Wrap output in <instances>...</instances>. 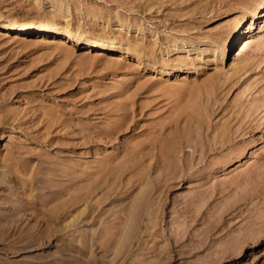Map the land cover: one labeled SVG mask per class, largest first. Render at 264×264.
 <instances>
[{"label":"rangeland","instance_id":"rangeland-1","mask_svg":"<svg viewBox=\"0 0 264 264\" xmlns=\"http://www.w3.org/2000/svg\"><path fill=\"white\" fill-rule=\"evenodd\" d=\"M179 167L156 234L103 251L139 172ZM89 192L96 222L51 217ZM141 262L264 264V0H0V264Z\"/></svg>","mask_w":264,"mask_h":264},{"label":"bare ground","instance_id":"bare-ground-1","mask_svg":"<svg viewBox=\"0 0 264 264\" xmlns=\"http://www.w3.org/2000/svg\"><path fill=\"white\" fill-rule=\"evenodd\" d=\"M259 2H251L247 5V8L246 10H249L251 12L255 11L259 6ZM255 13V12H254ZM241 21H242V18H238L236 20H234L233 22H231L229 24V26L226 28L225 32H223V34L220 35V38L221 40L227 42L229 41L230 39H232L237 31H238V28H239V25L241 24ZM222 41V42H223ZM187 137V136H186ZM192 138V137H191ZM188 140V139H187ZM193 140V139H191ZM190 140V142H191ZM184 141V140H183ZM189 142V141H188ZM183 143V142H182ZM248 143V142H247ZM181 147L178 148L179 152L183 150V146L182 144H180ZM173 151V150H172ZM177 151V152H178ZM172 153V152H171ZM238 153V152H237ZM235 154V153H234ZM192 156V155H191ZM239 156V155H238ZM168 157V155H167ZM166 157V158H167ZM237 157V154L236 155H233L229 158L228 162L231 163L232 161H234ZM178 158V157H177ZM181 160V158L179 157V161ZM177 161V160H176ZM177 161V162H179ZM176 164V163H175ZM178 165V164H177ZM170 166V165H169ZM145 170V169H144ZM142 171L141 173L139 172L137 178L131 183V187H133L135 184L134 182H138V183H144L145 186L139 188V191H138V194L136 196H134V198L131 199L130 202H128V204L124 205L122 208H119L118 211L120 210V214L118 217H115V220H114V223H113V227H111V229H113V231L109 232V236L107 238V241L105 242V237L104 239H102L103 243H101L99 245L100 248H104L103 251H108V247H113V245L116 247V245H118V243H121V246H122V242L125 240V239H129L133 234H138V236L140 237L139 240L142 239V236L141 235H148L149 237L150 236H153L154 234H156V232L154 231V228L156 227V223L157 222H160V218H162V216L164 215V213L166 212L165 210V205H166V202H165V195L166 193L169 191L170 187L172 186H175L177 185V183L179 184L180 181L184 180V176L185 174H187V172L180 168L177 169V171L175 170H172L173 172H171L169 174H166L164 177H161V178H150L147 176L148 172L147 171ZM147 170V169H146ZM149 171V170H148ZM159 177V176H158ZM174 180V181H172ZM159 185V186H157ZM128 190V188H127ZM87 191V190H86ZM96 191V190H95ZM90 192L89 193H86V195L84 197H81V196H78V199L77 201H75L74 203H71L70 205H68L67 208H64L62 211H60V213L56 212L55 214L52 213L51 217L53 216L54 219H58V218H61V216H65L67 214V212L69 211V207L71 205H75V204H84V208L77 214L76 216V220L78 218L81 217L82 214L84 213H95L94 214V217H93V220H92V223L96 222L97 219L99 220V218L101 217V214L104 213V210L102 206H100V204H102L104 201L107 200V198H109V195L108 196H102L100 197L101 199L100 200H96L95 202H93L91 199H89V196H90ZM209 194V193H208ZM92 195V194H91ZM105 195V194H104ZM189 196V195H188ZM187 196V197H188ZM204 196V195H203ZM77 197V196H76ZM186 197V200H191V196H189L188 198ZM202 197V196H201ZM197 198V197H196ZM200 198V197H199ZM115 198H113L114 200ZM201 199V198H200ZM112 200V201H113ZM183 200V199H182ZM115 201V200H114ZM176 201V200H175ZM193 201V200H192ZM110 202H111V199H110ZM181 202V201H180ZM187 202V201H186ZM184 202V203H186ZM191 202V201H190ZM183 203V202H182ZM183 203V205H184ZM104 204V203H103ZM187 205V204H185ZM185 208V207H184ZM188 208V207H187ZM201 208V207H200ZM97 209V210H96ZM187 210V209H186ZM188 214V213H187ZM195 214V213H194ZM100 216V217H99ZM106 217V216H105ZM159 218V220L156 222V218ZM191 217V216H190ZM141 218L145 219V221L143 220L142 221V226H140V222H141ZM79 220V219H78ZM192 220H197L196 219V215H194L191 219ZM101 221H102V218H101ZM145 222V223H143ZM184 222V221H183ZM186 222V221H185ZM133 223V225H132ZM161 223V222H160ZM136 224L138 225L139 224V227H140V230L139 227L137 228ZM144 224V225H143ZM181 224V223H180ZM184 223H182L183 225ZM192 224V223H191ZM188 222H186V224H184L182 227L180 225L177 224L176 227H179L180 228V236L178 237V234L177 235H173V236H177L176 238L177 239H180L184 237V235H186V237L188 238H191V232L190 230L188 229L189 225H191ZM133 227V228H132ZM173 228L175 229L174 232L177 233V228ZM172 227H170L171 229ZM110 229V230H111ZM109 230V231H110ZM157 230V229H155ZM92 231V230H91ZM90 231V233H91ZM172 232V230H170ZM178 231V233H179ZM96 233V230H94L92 232V235L94 237ZM157 233H158V230H157ZM160 233V232H159ZM158 233V234H159ZM98 234V233H97ZM161 234V233H160ZM175 234V233H174ZM195 234V233H194ZM193 234V235H194ZM86 235V234H85ZM88 235V234H87ZM91 235V234H90ZM91 235V236H92ZM106 235V234H105ZM143 235V236H144ZM133 236H136V235H133ZM147 236V237H148ZM163 236V235H162ZM206 236V235H205ZM97 237V236H96ZM195 237V235H194ZM86 238V237H85ZM133 238V237H132ZM131 238V240H132ZM175 238V239H176ZM197 238H198V234H197ZM135 239V238H133ZM145 239V238H144ZM163 239V238H162ZM173 239V238H172ZM195 239V238H194ZM205 239V238H204ZM204 239H202V237H200L199 239L196 240V243L195 244H186L187 245V248L186 249H180L182 247V245L176 250L177 253H182L185 251H192L193 249L195 248H198L200 246H202V244H204ZM116 241V243L114 244L113 242ZM137 240H138V237H137ZM192 240V238H191ZM193 241V240H192ZM126 242V241H125ZM140 242V241H139ZM145 241H143L144 243ZM166 242V241H165ZM175 242V241H174ZM142 243V242H140ZM176 243V242H175ZM99 244V243H98ZM139 244V243H138ZM229 244V243H228ZM93 246V244H92ZM101 246H104V247H101ZM130 246V244H129ZM134 247V246H133ZM157 247V246H156ZM167 247V246H166ZM165 247V248H166ZM170 247V246H169ZM127 248V247H126ZM124 248V250L126 249ZM183 248V247H182ZM119 249V247L116 248V250ZM129 249V248H128ZM151 249H156L155 246L154 248L152 247ZM161 250H164V249H161ZM170 250V249H169ZM126 251V250H125ZM123 251V253L125 252ZM160 251V249H159ZM116 252V251H115ZM193 252V251H192ZM183 254V255H184ZM141 256V255H139ZM142 257V256H141ZM140 258V257H139ZM143 259V258H142ZM141 261V259H140ZM139 261V262H140ZM147 261V260H146ZM149 261V260H148ZM143 262V261H142ZM141 262V263H142ZM143 264V263H142Z\"/></svg>","mask_w":264,"mask_h":264}]
</instances>
